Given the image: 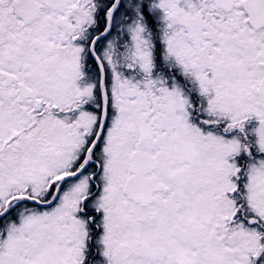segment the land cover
Instances as JSON below:
<instances>
[{
  "label": "snow or ice",
  "instance_id": "snow-or-ice-1",
  "mask_svg": "<svg viewBox=\"0 0 264 264\" xmlns=\"http://www.w3.org/2000/svg\"><path fill=\"white\" fill-rule=\"evenodd\" d=\"M0 264H264V0H0Z\"/></svg>",
  "mask_w": 264,
  "mask_h": 264
}]
</instances>
